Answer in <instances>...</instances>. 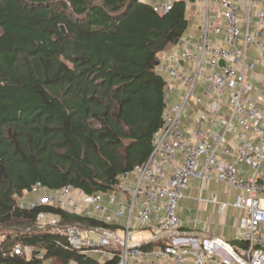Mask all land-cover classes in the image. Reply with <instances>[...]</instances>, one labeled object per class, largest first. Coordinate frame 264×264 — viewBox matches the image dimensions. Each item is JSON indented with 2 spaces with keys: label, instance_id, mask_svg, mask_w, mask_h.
<instances>
[{
  "label": "trees",
  "instance_id": "16d2710c",
  "mask_svg": "<svg viewBox=\"0 0 264 264\" xmlns=\"http://www.w3.org/2000/svg\"><path fill=\"white\" fill-rule=\"evenodd\" d=\"M188 26L184 0L161 16L140 0H0V264L117 263L75 252L36 220L100 224L21 209L15 196L36 183L109 193L144 164L164 111L158 59ZM20 246L29 257L13 254Z\"/></svg>",
  "mask_w": 264,
  "mask_h": 264
},
{
  "label": "built area",
  "instance_id": "2783aa9c",
  "mask_svg": "<svg viewBox=\"0 0 264 264\" xmlns=\"http://www.w3.org/2000/svg\"><path fill=\"white\" fill-rule=\"evenodd\" d=\"M197 1L198 37L183 35L158 59L164 111L147 161L121 174L109 193L36 183L15 196L21 209L52 206L100 224L81 228L55 215L37 216L40 229L85 257L116 264H264V0H184L187 14ZM176 2L146 4L161 16ZM192 183L197 202L215 183L234 196L231 204L219 193L204 202L223 216L230 208L239 213L233 244L202 233L212 219L200 233L182 225L179 204ZM27 195L36 198L24 200ZM24 250L15 247L13 254Z\"/></svg>",
  "mask_w": 264,
  "mask_h": 264
},
{
  "label": "rangeland",
  "instance_id": "374dc122",
  "mask_svg": "<svg viewBox=\"0 0 264 264\" xmlns=\"http://www.w3.org/2000/svg\"><path fill=\"white\" fill-rule=\"evenodd\" d=\"M142 3H146L147 0H140ZM200 5L198 1L193 4V6L188 9L187 18L189 21L188 30L185 35L190 38H196L199 35V21L195 19V14L201 12ZM215 193L222 194V201L231 204L234 196L228 197L225 195L224 186L221 184H211L208 186L207 190L202 194V201L197 202L199 197L198 185L192 183L189 190L185 191L184 198L179 204V217L187 229L193 230L195 232L202 231L204 225L212 219L213 225L208 229V234L211 235H221L224 232L225 237L231 236L234 233V226L236 219L239 218V213H234L233 208L228 209L226 214L223 216L219 212V208L213 207L210 204H206L211 199V196ZM36 197L26 196L24 200L34 201ZM198 223L199 225L195 224ZM224 226V229L222 230ZM3 234L0 233V241L3 239ZM96 241V237L92 236ZM139 236L134 237L133 241L139 240ZM226 240V239H225ZM26 256L28 257L31 253L30 248H25L24 250Z\"/></svg>",
  "mask_w": 264,
  "mask_h": 264
},
{
  "label": "crops",
  "instance_id": "0c3cea01",
  "mask_svg": "<svg viewBox=\"0 0 264 264\" xmlns=\"http://www.w3.org/2000/svg\"><path fill=\"white\" fill-rule=\"evenodd\" d=\"M184 36H186L185 34H184ZM170 51V50H169ZM168 51V52H169ZM168 52H164V53H162V55H160L159 56V58H162V56H165ZM178 87V89L180 88V85L179 86H177ZM222 195V194H221ZM180 218V217H179ZM181 220V219H180ZM182 222V221H181ZM224 229V226H223V228H222V230ZM200 232H202V231H200ZM200 232H198V233H200ZM202 233H204L206 236H209V237H220V238H222L223 240H225V241H227V242H229V243H231V244H233L234 243V238H235V231H234V233L231 235V236H227V237H225V236H223L224 235V232H221V235H216V236H214V235H211V234H208V231H206V232H202Z\"/></svg>",
  "mask_w": 264,
  "mask_h": 264
},
{
  "label": "water",
  "instance_id": "95a60500",
  "mask_svg": "<svg viewBox=\"0 0 264 264\" xmlns=\"http://www.w3.org/2000/svg\"><path fill=\"white\" fill-rule=\"evenodd\" d=\"M190 1L193 2V0H190ZM61 31H62V34H65V31L63 28H61ZM177 43H178V41H176L174 45H176Z\"/></svg>",
  "mask_w": 264,
  "mask_h": 264
}]
</instances>
